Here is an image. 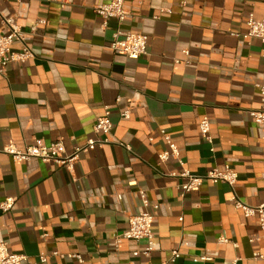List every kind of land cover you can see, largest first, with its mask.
Instances as JSON below:
<instances>
[{"label": "crops", "instance_id": "crops-1", "mask_svg": "<svg viewBox=\"0 0 264 264\" xmlns=\"http://www.w3.org/2000/svg\"><path fill=\"white\" fill-rule=\"evenodd\" d=\"M69 1L0 0V34L11 33L12 19L34 53L0 73V204L16 201L0 209V242L29 262L59 254L46 264H163L174 250L176 264H264L253 259L264 254V241H252L262 236L259 220L235 208L228 185L207 181L182 196L184 180L173 175L230 166L239 198L264 204V128L250 114L262 102L264 46L244 37L251 15L264 19V0H126L122 29L149 38L137 60L111 49L118 22L104 28L95 12L112 0ZM22 48L15 41L12 51ZM106 107L110 143L82 155L73 175L2 152L62 140L70 154L97 138ZM204 117L212 144L200 132ZM163 130L179 159L160 160L169 151ZM146 210L155 218L150 258L134 255L145 242L115 241Z\"/></svg>", "mask_w": 264, "mask_h": 264}, {"label": "built area", "instance_id": "built-area-1", "mask_svg": "<svg viewBox=\"0 0 264 264\" xmlns=\"http://www.w3.org/2000/svg\"><path fill=\"white\" fill-rule=\"evenodd\" d=\"M49 2L56 1L59 2L62 7H65L70 3L69 0H47ZM126 0H112L108 4H103L96 6L95 12L102 17L103 27L106 28L109 20L115 19L118 22V29L114 34V39L111 43V49L114 52H121L125 54L128 58L137 60L143 56L148 55L149 51V38L147 35L142 33H136L132 31H124L122 29L124 22L126 21L129 12L125 7ZM11 33L9 35L0 34V73L4 72V69L11 63L23 64L29 59L34 57V53L26 44L27 37L22 32V30L16 26L12 19L5 20ZM248 32L244 35L246 39H258L262 42L264 46V19L256 20L253 15L250 16L248 22ZM35 30V29H34ZM15 41H19L23 44V48L20 52H13L12 46ZM264 52V50H263ZM264 55V53H263ZM262 94V102L258 109L250 111L251 116L255 122L264 128V86H258ZM131 109L123 112L121 117L123 119L131 118ZM113 122L111 120V109L106 107L104 115L101 116L95 126L94 132L97 138L89 140L85 146L76 148L72 153H67L65 149L64 142L58 140L51 144H45L38 142L36 145L28 146L25 150H19L14 145L6 146L2 152L11 156L15 162L23 163L29 162L34 159H38L44 163H54L62 168H65L72 175L74 174L76 165L80 161L82 155L88 154L91 151L104 147L110 143V136L112 135ZM200 132L202 137L209 142L213 143V138L211 135V124L208 117H204L200 124ZM162 135L166 143L169 146V151H165L160 156L162 162H167L170 158L179 159V149L177 145L173 142L171 135L166 131H162ZM180 163L183 164L182 160ZM175 177H179L184 180V182L179 186L181 195L192 192L193 190L199 188L207 181H212L216 184H226L232 191V201L237 210L241 211L247 218H258L260 228L262 231V236L253 239L252 241L262 240L264 241V204L259 206H251L243 202L235 191V187L239 180V174L230 166H226L223 170L215 169L208 172L205 175H196L190 170H185L180 174H173ZM142 199L145 206L148 208L150 206L145 193L142 192ZM14 198H7L4 202L0 204V209L3 212L11 211L15 206ZM154 215L150 211H144L138 215L131 216L129 219L128 230L117 236L116 244L117 247L123 242V240H132L136 242H145L146 247L143 250L134 251L135 256L144 255L150 258L155 251V234H154ZM47 236V235H46ZM222 242H228L227 238H222ZM59 255L58 253L42 254L39 256L37 262H29L28 257L24 254L11 253L9 250V245L7 243L0 242V264H46L50 261L53 256ZM62 258L64 256L61 255ZM79 260H82L80 255H72ZM181 258V253L179 250H174L172 252L171 258L163 264H176V262ZM204 261L210 260V258H201ZM253 259L255 261L264 262V254L256 253ZM233 264H244L241 258L236 259Z\"/></svg>", "mask_w": 264, "mask_h": 264}]
</instances>
